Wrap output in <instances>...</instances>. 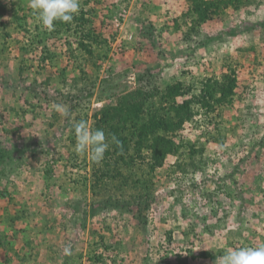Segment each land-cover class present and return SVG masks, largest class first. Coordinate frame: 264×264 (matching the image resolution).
<instances>
[{"label": "rangeland", "instance_id": "rangeland-1", "mask_svg": "<svg viewBox=\"0 0 264 264\" xmlns=\"http://www.w3.org/2000/svg\"><path fill=\"white\" fill-rule=\"evenodd\" d=\"M79 3L48 29L0 0V264H215L264 245V0ZM81 120L108 139L99 164L75 152Z\"/></svg>", "mask_w": 264, "mask_h": 264}, {"label": "clouds", "instance_id": "clouds-1", "mask_svg": "<svg viewBox=\"0 0 264 264\" xmlns=\"http://www.w3.org/2000/svg\"><path fill=\"white\" fill-rule=\"evenodd\" d=\"M29 5L42 25L48 29H51L56 21L72 22L80 11L79 0H29ZM57 110L65 117L70 115L66 106L57 105ZM73 127L76 136L75 152L78 155H85L90 150L92 161L101 163L104 153L109 148L104 130L90 129L84 120L76 122ZM111 140L117 145L120 144L115 136H112ZM65 252L70 254L69 249H65ZM215 264H264V245L228 251L217 258Z\"/></svg>", "mask_w": 264, "mask_h": 264}, {"label": "trees", "instance_id": "trees-1", "mask_svg": "<svg viewBox=\"0 0 264 264\" xmlns=\"http://www.w3.org/2000/svg\"><path fill=\"white\" fill-rule=\"evenodd\" d=\"M177 86V85H176ZM121 110L124 114H128L129 116H131L132 118L137 117L138 114L141 112V106L140 103H136L135 101H131L128 98H125L122 105H121ZM131 133H133V131H131ZM142 141H139V143H136L133 148L134 149H141V143ZM126 147L129 148L130 145H128L126 143ZM160 152L157 153V155L155 156V158L157 156H159ZM161 156H163L161 154ZM154 158V159H155ZM157 164L160 163V161H158V159H156Z\"/></svg>", "mask_w": 264, "mask_h": 264}]
</instances>
